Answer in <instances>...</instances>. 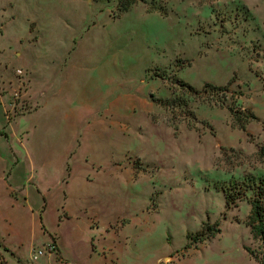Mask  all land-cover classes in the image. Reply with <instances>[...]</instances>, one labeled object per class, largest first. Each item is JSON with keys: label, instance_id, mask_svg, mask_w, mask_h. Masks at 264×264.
I'll list each match as a JSON object with an SVG mask.
<instances>
[{"label": "rangeland", "instance_id": "374dc122", "mask_svg": "<svg viewBox=\"0 0 264 264\" xmlns=\"http://www.w3.org/2000/svg\"><path fill=\"white\" fill-rule=\"evenodd\" d=\"M116 4L0 0V88L14 101L30 88L33 100L12 110L24 115L0 184L12 170L25 185L99 170L111 215L97 226L126 224L99 264H258L245 249L257 248L248 204L226 209L220 187L264 174V0H143L114 17ZM176 79L230 80L236 94L218 105ZM230 106L258 119L239 129ZM202 222L218 232L191 241Z\"/></svg>", "mask_w": 264, "mask_h": 264}, {"label": "crops", "instance_id": "0c3cea01", "mask_svg": "<svg viewBox=\"0 0 264 264\" xmlns=\"http://www.w3.org/2000/svg\"><path fill=\"white\" fill-rule=\"evenodd\" d=\"M4 28L0 24V34ZM17 41L20 43V39ZM10 95L5 88H0L2 176L11 163H16L12 139L20 135L19 130L13 131V124L24 115L14 117L12 110L15 105L29 106L33 102L30 88L18 91V101ZM119 167L123 170L122 178H126L127 170V179L134 180V176L142 179L140 170ZM98 171L73 170L66 180L31 181L25 185L15 180L17 172L12 170L0 184V199L10 206L0 208V263L99 264L101 259L105 260V251L119 247L125 239V223L115 221L106 227L97 226L99 218L111 215V205L104 195L105 177ZM119 212L115 210L113 216ZM49 243L54 246L53 252L32 257L34 250Z\"/></svg>", "mask_w": 264, "mask_h": 264}, {"label": "trees", "instance_id": "16d2710c", "mask_svg": "<svg viewBox=\"0 0 264 264\" xmlns=\"http://www.w3.org/2000/svg\"><path fill=\"white\" fill-rule=\"evenodd\" d=\"M137 1L143 0H117V14L114 17H118L122 12L129 10ZM166 14L165 11L161 12L163 16H166ZM230 82L229 80L223 85H218L206 81L200 88H197L183 80H175L177 86L188 95L202 98L212 96L213 99L216 95L217 98L214 100L218 105L224 104L227 94L231 96L236 94V92L230 90ZM150 97L167 108L170 107L173 101L171 98H154L152 94H150ZM183 111L189 117L187 121L196 119L192 110L184 108ZM230 112L232 123L242 130L247 123L258 119L254 113L244 108L238 109L230 106ZM220 191L226 209L238 207L240 202H246L248 204L245 224L249 227L250 235L256 241L257 248L256 250L250 248L245 249L254 257L258 264H264V174L259 176L244 174L242 179H230L220 187ZM217 232L218 230L214 225H208L202 222L199 230L193 235H189L188 238L193 242H198L208 237H213ZM0 264L3 263L1 262Z\"/></svg>", "mask_w": 264, "mask_h": 264}, {"label": "built area", "instance_id": "2783aa9c", "mask_svg": "<svg viewBox=\"0 0 264 264\" xmlns=\"http://www.w3.org/2000/svg\"><path fill=\"white\" fill-rule=\"evenodd\" d=\"M54 251V246H53V244L52 243H49V244H47V245H44V246H42V247H40V248H38V249H36V250H34V252H33V258H36V257H38V256H40V255H42V254H45V253H51V252H53Z\"/></svg>", "mask_w": 264, "mask_h": 264}]
</instances>
